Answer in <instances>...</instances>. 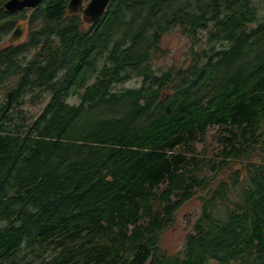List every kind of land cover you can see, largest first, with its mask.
Wrapping results in <instances>:
<instances>
[{"label": "trees", "instance_id": "16d2710c", "mask_svg": "<svg viewBox=\"0 0 264 264\" xmlns=\"http://www.w3.org/2000/svg\"><path fill=\"white\" fill-rule=\"evenodd\" d=\"M4 1L0 264H264V0Z\"/></svg>", "mask_w": 264, "mask_h": 264}, {"label": "rangeland", "instance_id": "374dc122", "mask_svg": "<svg viewBox=\"0 0 264 264\" xmlns=\"http://www.w3.org/2000/svg\"><path fill=\"white\" fill-rule=\"evenodd\" d=\"M22 23H24L22 21ZM163 46L168 48L169 53L163 59H160L158 63L163 66H167L170 63H177L184 57V52L187 50L189 43L187 38L182 36L177 31H172L164 35L162 40ZM134 81H128L124 85L131 86ZM38 110V108H34ZM199 201L196 199L186 203L180 211L177 213L175 220V226L166 230L162 234V244L168 249H176L182 242L185 232L190 226L195 217L196 210L199 209Z\"/></svg>", "mask_w": 264, "mask_h": 264}, {"label": "water", "instance_id": "95a60500", "mask_svg": "<svg viewBox=\"0 0 264 264\" xmlns=\"http://www.w3.org/2000/svg\"><path fill=\"white\" fill-rule=\"evenodd\" d=\"M43 0H5L1 8L8 12L20 10L33 11L38 8ZM111 0H69L67 13L69 15L79 14L85 23H94L106 10ZM26 32V24L18 23L13 31L6 37L9 44H15L22 40Z\"/></svg>", "mask_w": 264, "mask_h": 264}]
</instances>
